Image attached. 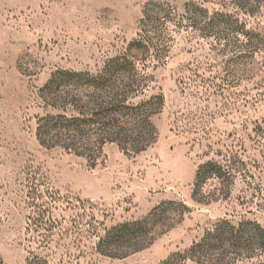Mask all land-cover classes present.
Segmentation results:
<instances>
[{"label":"rangeland","instance_id":"374dc122","mask_svg":"<svg viewBox=\"0 0 264 264\" xmlns=\"http://www.w3.org/2000/svg\"><path fill=\"white\" fill-rule=\"evenodd\" d=\"M248 5L0 0V264H264Z\"/></svg>","mask_w":264,"mask_h":264},{"label":"trees","instance_id":"16d2710c","mask_svg":"<svg viewBox=\"0 0 264 264\" xmlns=\"http://www.w3.org/2000/svg\"><path fill=\"white\" fill-rule=\"evenodd\" d=\"M248 2H249V0H236V8L241 12L252 13L253 9H250V7H248L249 6ZM213 17H216L215 14L210 16V17H207V18H209V20L206 22V26L203 27L204 30L206 29V31H208V32H215L216 30L224 27V26L218 27L219 25L216 23L215 18H213ZM209 166H214V165H213V163L209 162V163H206L205 165H203L199 168V170L196 174L198 179H202V180L206 179L208 176L212 175L215 172V171H213V172L207 171L206 169ZM205 171L207 173H205ZM214 174H216V173H214Z\"/></svg>","mask_w":264,"mask_h":264}]
</instances>
